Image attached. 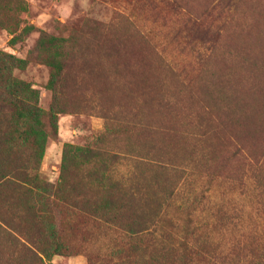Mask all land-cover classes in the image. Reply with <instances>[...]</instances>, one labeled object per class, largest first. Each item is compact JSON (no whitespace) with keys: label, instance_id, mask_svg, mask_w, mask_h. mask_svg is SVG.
<instances>
[{"label":"rangeland","instance_id":"obj_1","mask_svg":"<svg viewBox=\"0 0 264 264\" xmlns=\"http://www.w3.org/2000/svg\"><path fill=\"white\" fill-rule=\"evenodd\" d=\"M0 77L3 173L40 183L0 220L43 264H264V0H0Z\"/></svg>","mask_w":264,"mask_h":264},{"label":"trees","instance_id":"obj_2","mask_svg":"<svg viewBox=\"0 0 264 264\" xmlns=\"http://www.w3.org/2000/svg\"><path fill=\"white\" fill-rule=\"evenodd\" d=\"M5 104L28 107L26 101L20 96L16 83H12L9 78L0 77V113L4 111ZM1 144L2 141H0ZM3 185L17 187L28 199L35 198V195L39 194L40 183L37 172L14 169L3 173V165L0 161V187ZM142 232L144 230L135 234H141ZM0 233L13 244L15 253L24 256L31 264H43L42 256L44 253L41 250V245L34 238L15 228L12 223L6 220H0ZM53 239L57 241L54 252L60 254L61 244L55 235H53ZM185 256L186 253L180 257L184 258ZM181 258L177 257V261H181ZM184 264H192V260L186 259Z\"/></svg>","mask_w":264,"mask_h":264}]
</instances>
